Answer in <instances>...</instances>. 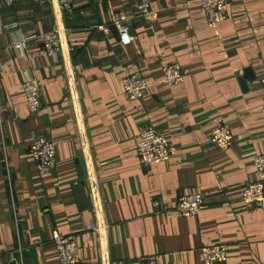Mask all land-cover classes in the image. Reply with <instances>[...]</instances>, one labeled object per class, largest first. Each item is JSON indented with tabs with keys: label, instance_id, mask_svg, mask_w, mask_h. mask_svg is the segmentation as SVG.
Segmentation results:
<instances>
[{
	"label": "crops",
	"instance_id": "obj_1",
	"mask_svg": "<svg viewBox=\"0 0 264 264\" xmlns=\"http://www.w3.org/2000/svg\"><path fill=\"white\" fill-rule=\"evenodd\" d=\"M136 3L75 0V12L61 13L79 67L72 92L65 63L38 40L14 48L53 28L51 0H0V264H60L57 229L76 236L85 264H138L145 255L204 264L201 247L215 243L228 249L220 264H264V210L247 209L241 196L264 152V0H227L217 26L200 0H155L149 21ZM121 12L134 17L128 45L114 25L111 35L98 29ZM175 61L184 81L166 85L163 66ZM124 67L146 79L141 99L125 93ZM29 76L41 83L36 114L24 95ZM218 119L231 126L228 151L210 143ZM148 126L171 138L169 160L140 164L137 140ZM41 135L56 148L46 174L29 149ZM192 192L204 207L178 215L179 195Z\"/></svg>",
	"mask_w": 264,
	"mask_h": 264
},
{
	"label": "built area",
	"instance_id": "obj_2",
	"mask_svg": "<svg viewBox=\"0 0 264 264\" xmlns=\"http://www.w3.org/2000/svg\"><path fill=\"white\" fill-rule=\"evenodd\" d=\"M6 4L11 5L13 0H4ZM227 0H200L203 8L204 18L211 26H217L222 23L228 15ZM56 9L57 20L50 31L40 35L22 36L14 42V48L25 50L29 43L36 39L43 45L44 55L50 59L61 58L66 65L70 78V89L73 92L75 88L74 74L78 70V65L70 58L71 54V32L70 28L64 27L61 21V13H73L76 10L75 0H51ZM155 0H137L136 6L138 16L145 20H151L154 12L152 3ZM83 13V12H82ZM134 17L125 13H116L110 24L98 26V29L111 35L110 25H114L119 33V41L128 45L132 43L133 35L130 33L133 28ZM163 83L166 85H175L184 81L185 75L181 64L177 61L166 63L163 66ZM123 89L131 99H141L144 96L148 84L141 74L130 71L127 67L123 69ZM264 87V78L261 81ZM24 95L26 96L27 107L32 114L41 108V83L38 78L29 76L25 78ZM210 143L217 148L228 151L232 146L233 133L231 126L225 119H218L213 126ZM137 151L140 164L153 165L160 164L169 160L176 154L175 146L171 138L158 131L152 126L142 130L137 140ZM31 155L39 166L41 174H46L55 168L56 148L54 143L46 136H37L29 146ZM255 161V180L246 184L241 191L243 202L247 209L260 208L264 210V152L258 153L254 157ZM175 211L178 215L194 217L205 205V197L199 192L182 193L178 197ZM161 207V203H155ZM92 228L104 234V226L93 224ZM52 239L57 247L60 264H85L78 256L76 236L65 235L59 230L52 231ZM204 264L224 263L228 258L227 246L223 243L215 245L205 244L201 247ZM138 264H157L156 255H145L140 258Z\"/></svg>",
	"mask_w": 264,
	"mask_h": 264
},
{
	"label": "water",
	"instance_id": "obj_3",
	"mask_svg": "<svg viewBox=\"0 0 264 264\" xmlns=\"http://www.w3.org/2000/svg\"><path fill=\"white\" fill-rule=\"evenodd\" d=\"M113 29L116 30L115 27H113ZM115 32H116V35L119 37V33L117 32V30ZM130 33L131 34L134 33V30L131 29ZM248 77H249V75L247 74L245 76V78L241 80V84H242V87H243L244 90L247 89V83H246L247 81L246 80H247Z\"/></svg>",
	"mask_w": 264,
	"mask_h": 264
}]
</instances>
